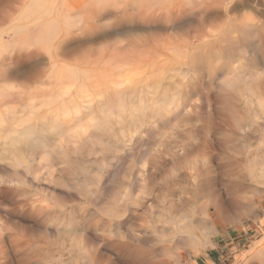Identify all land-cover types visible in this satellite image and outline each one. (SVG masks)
Segmentation results:
<instances>
[{
  "label": "bare ground",
  "instance_id": "bare-ground-1",
  "mask_svg": "<svg viewBox=\"0 0 264 264\" xmlns=\"http://www.w3.org/2000/svg\"><path fill=\"white\" fill-rule=\"evenodd\" d=\"M10 102L25 109L29 104L35 117L28 111V123H21L20 117V126L16 122L18 128L8 133L4 113L0 114V163L9 169L24 165L26 171L30 161L45 155L46 163L40 157V163L34 162H49L53 171L43 164V176L55 175L61 183L68 178L65 170L74 174L91 157L101 162L143 149L144 140L159 141L148 145L153 154L141 166L147 184L138 185L137 173L133 180L142 188H137L138 196H127L131 222L117 220L112 210L114 219L69 217L64 223L62 217L63 225L58 220L52 231L39 233L37 227L38 233H32L26 225V233L23 216L20 232L1 224L5 231L0 232V264H183L181 237H196L195 225L211 230L215 217L209 206L224 216L230 210L245 216L249 203L241 198L245 193L239 197V190L256 191V185L264 183V0H0L1 109ZM64 161L68 166L60 173L58 166ZM97 163L90 166L94 169L96 164L99 170ZM13 168L7 169L11 175L3 169L0 185L13 191L21 187L24 208L33 207L42 218L36 208L46 203L22 186L40 181L43 172L38 176L37 171H27L24 176L20 169L13 175ZM106 188L102 186L104 193ZM11 196L10 201L17 199ZM154 203L163 214L155 211L152 217H158L148 223L144 217L154 211ZM77 210L82 213V208ZM262 212L255 209L254 217ZM8 222L13 221L3 223ZM106 225L109 232L94 231ZM129 225L131 234H122L120 229ZM260 227L261 238L233 264H264V219Z\"/></svg>",
  "mask_w": 264,
  "mask_h": 264
},
{
  "label": "rangeland",
  "instance_id": "rangeland-1",
  "mask_svg": "<svg viewBox=\"0 0 264 264\" xmlns=\"http://www.w3.org/2000/svg\"><path fill=\"white\" fill-rule=\"evenodd\" d=\"M15 103V104H14ZM13 104L10 102L9 103V106H6L7 108H5L4 106V109L6 110H4V109H1L2 107H0V109L1 110H4V111H0V114H2V113H4V115L2 114V116L4 117L3 118V121L5 122V124L6 125H9V126H7L6 128H9V129H6L5 127V129L7 130V132L8 131H10V130H12V129H14V128H12V127H15L16 125H13V124H16V122H17V126H20V125H18V124H20V120H21V118L20 117H22L23 119L21 120V123H23L24 122V124H26V123H28V121H27V118H26V121H25V117H28L29 115H31V114H29V112L28 111H30L31 113H32V109H30L29 107H30V105L28 104V105H26L25 107H26V109L23 107L24 105H22V104H19L18 102H14ZM17 103V104H16ZM13 106H12V105ZM6 105H8V104H6ZM10 105L13 107H11V108H9L10 107ZM17 105H19V107L17 106ZM20 105H22V107L25 109V110H23V111H21V109H22V107L20 106ZM15 106H17V108L15 107ZM21 107V108H20ZM16 110H15V109ZM8 109V110H7ZM11 111V112H10ZM21 114H20V113ZM24 112V113H23ZM8 115H7V114ZM11 115H10V114ZM13 113V114H12ZM5 114L8 116V118H6L7 116H5ZM18 114H20V115H22V116H18ZM24 114V115H23ZM26 114H27V116H26ZM29 114V115H28ZM33 114V113H32ZM10 115V116H9ZM13 115H15V116H13ZM33 116L35 117V115L33 114ZM31 117V118H34V117ZM16 118H18V119H16ZM30 118V119H31ZM29 119V118H28ZM17 120V121H16ZM9 121H11V122H9ZM12 121L14 122L15 121V123H12ZM32 121H33V119H32ZM3 122V123H4ZM29 122H30V120H29ZM12 123V124H11ZM5 124H4V126H5ZM15 127V128H18V127ZM5 130V131H6ZM9 133V132H8ZM12 133V132H11ZM154 137H157V136H154ZM148 140H150V139H148ZM153 140V141H152ZM156 140V141H155ZM155 141V142H154ZM157 141H159V139H157V138H155V139H151V141L150 142H146V140H144V141H142L144 144H142V147H143V149L145 150L146 149V151L144 152V153H146V155H144L143 154V149L142 148H137V149H135V151H134V149H133V151L132 150H129L127 153H125L124 154V152L123 153H120V154H116V155H114V158L112 157L111 158V156L110 157H108V158H102V160L105 162H103V167L105 168V170H103L104 168L102 167V160H101V162H100V158H97L96 159V157H94L95 159L93 160V159H91V162H90V159H89V164H86V163H83L81 166H80V169L79 170H81V171H79L78 169V171H76V172H78L77 173V176H76V172L74 173V174H69L66 170H65V172L66 173H68L69 175H74L73 177L71 176V178L69 179V175L68 174H66L65 172H63V176H67L68 178H66V177H63L61 180H63V182L65 181L66 183H61V181L60 182H58V178H57V176L55 177V175H52V176H54V179H51V178H53V177H44L45 175L44 174H46L47 173V171H44V170H46V169H43V173L41 172V169L40 168H43L46 164V159H47V157L45 156V155H43V157H41V156H38V160L40 159V158H42V160H45V163H43V162H41L42 164L40 165V167H38L39 169H37V170H35V168H37L35 165H37L35 162H39L40 163V161H38L37 160V155L35 156V162L33 161V162H29V165H30V163H31V166H30V168L29 167H27V169H26V171H25V168H26V166H24V165H18L17 166V168L18 169H16V167L15 168H13V167H11L10 169H9V167L10 166H6V163H4V164H2V163H0V164H2L1 166L3 167V168H1L0 167V176H2V175H4V171H3V169L6 171L5 172V175H6V173H8L7 175H9L11 172H9L10 170L12 171V168H13V172H12V174L15 172V171H19L20 169V172H18V173H20V175H22V174H24V173H27V171L28 172H32V173H34L35 171H37V173H35L36 175L39 173L40 174V172L42 173V174H40L41 176H39V174H38V178H39V180L40 181H42V183L40 182V181H38V179H37V181L35 180L34 182H32L31 180L28 182V184L27 183H25L23 186H22V188L28 193L29 192V190L31 189V191L29 192L30 193V195L32 196H37V195H39V197H38V199H40L41 201H42V199L44 200V201H42L41 203L43 204L44 202L46 203V205L44 204V206L43 207H41V208H36V210H37V212H41V217L42 218H40V215H38L37 216V214L38 213H36V212H34L35 211V209L33 208V207H28L27 208V206H26V208H24L25 206L22 204V202L20 201V200H22L21 199V196H22V192H20L21 191V187H19V189L17 188H14L15 190V192H16V194L14 193V191L13 190H9V187L8 186H4V185H2L3 183H1V185H0V190L1 191H4L5 189H3V187L4 188H7L8 190L7 191H4V193L3 192H1L0 191V196L1 197H3L4 195L7 197H3V198H1L0 197V205H1V210H0V228H1V224H2V227H4L3 225H5V226H7L6 227V229L8 230V231H15V232H20V231H22V230H18L20 227H21V224L20 223H18V222H21L22 223V220H23V224L25 225H23L22 227H24V228H26V225H27V227H29L30 229H31V231H30V229H28V228H26V229H24V228H20V229H24L23 230V232H26L27 233V231H30V232H32V231H34L35 233H38L39 231V233H43L44 232V230H42V229H45V232L46 231H48L47 229H49V231H50V229H51V231L53 230L52 228L54 227L53 225H56V223L58 222V220L60 221V222H58V224H61L62 223V225H63V222L64 221H62V219L64 218V220H65V222L64 223H66V222H69L70 221V219H67V218H72L73 219V217L74 218H76L77 217V219H81L80 217H85V218H91V219H89L90 221L91 220H93V222H94V220H108V219H114V217H113V215H111V213H113L112 212V210H115V212L117 213V214H115V216L117 215V220L119 219V220H121V221H125V220H127V219H129L128 221H130L131 222V202H130V199H131V195L132 194H137V196H138V193H136V192H139V188H140V190H141V188L142 187H136V185L140 182V183H142V185L145 183V184H147L146 183V181L144 182V178L142 177V175H143V173L142 172H144V168H142L143 166H145V164H146V162L149 160V157H150V154L153 152H151L150 151V146H148V145H150V143H152L151 145H152V147L154 146V145H157ZM156 143V144H154V143ZM140 144V145H141ZM154 144V145H153ZM150 148V149H149ZM141 149V150H140ZM147 149H149V150H147ZM136 150H137V152H136ZM142 151V152H138V151ZM147 152L149 153V154H147ZM137 153V154H136ZM144 156V158L143 159H146V160H143L141 157H139L141 154ZM123 154V155H122ZM132 154V155H131ZM153 154V153H152ZM39 155V154H38ZM41 155V154H40ZM122 155V156H121ZM139 155V156H138ZM148 155V156H147ZM40 157V158H39ZM139 158V160H138V158ZM146 157V158H145ZM29 157H27V159H28ZM43 158H46V159H43ZM72 158H74V157H72ZM141 158V159H140ZM34 159V158H33ZM32 158L30 159V160H33ZM76 158H74V160H75ZM106 159V160H105ZM37 160V161H36ZM141 160H143V161H141ZM63 161V160H62ZM92 161H99L98 163L97 162H92ZM146 161V162H145ZM143 164H142V163ZM32 163H35V165L33 164L32 165ZM94 163H97V165L99 166L100 164V166L98 167L99 168V170H100V168H101V171H99L96 167H95V165H94V169L92 168V166H93V164ZM43 164H45V165H43ZM47 164H48V168H51V166H50V164H49V162H47ZM107 164V165H106ZM39 165H37V166H39ZM42 165H43V167H42ZM61 165H63V166H61ZM83 165H85L86 166V168H81V167H85V166H83ZM90 165H92V166H90ZM4 166H6V167H8V168H6V167H4ZM21 166V167H20ZM22 166H24V168H22ZM66 166H68L67 165V163H65V161L63 162V164H60V167L58 166V171L61 173V171L63 170V168L64 167H66ZM74 166V165H73ZM76 166V165H75ZM142 166V167H141ZM35 167V168H34ZM63 167V168H62ZM77 167V166H76ZM6 168V169H5ZM33 168H34V171H31V170H33ZM68 168V167H67ZM67 168H65V169H67ZM96 168V169H95ZM103 168V169H102ZM142 168V169H141ZM9 171H8V170ZM24 169V170H23ZM59 169H61V170H59ZM87 169V170H86ZM89 169H91V171H89ZM107 169V170H106ZM22 170H23V173H21L22 172ZM38 170H40L39 172H38ZM50 170H52V168L51 169H49L48 170V172L49 173H52V171L50 172ZM97 172H96V171ZM140 170H142V172L140 171ZM8 171V172H7ZM86 171V172H85ZM87 171H88V173H87ZM94 171V172H93ZM99 171V172H98ZM104 171H106V172H104ZM46 172V173H45ZM48 173V174H49ZM60 173H58V172H56V174L58 175V174H60ZM65 173V174H64ZM85 173H87V174H85ZM93 173V174H92ZM94 173H96V174H98V175H94ZM102 174L103 173V175H104V177L102 176V175H100V174ZM136 173V174H135ZM139 174V179H138V174ZM28 174V173H27ZM34 174V175H35ZM55 174V173H54ZM80 174H81V176H80ZM88 174H90V177H89V175ZM108 174V175H107ZM136 175V176H134V175ZM140 174H142V175H140ZM4 175V176H5ZM11 175V174H10ZM14 175V174H13ZM44 175V176H43ZM86 175H88V177L86 176ZM24 176H27L26 174H24ZM29 176H31V175H29ZM85 176V178H83V177ZM92 176H93V178H92ZM106 176V177H105ZM110 176H111V178H110ZM133 176V177H132ZM42 177V178H41ZM43 177H44V179L46 180V181H44V179H43ZM102 177V178H101ZM134 177H135V180H136V178L138 179V183L137 184H135V182L137 181H135L134 182ZM140 177H142V178H140ZM29 177H24V179H27V181L30 179H28ZM47 178H49V179H47ZM74 178V179H73ZM80 178H82L84 181L85 180H87V181H83V180H81ZM87 178H89L91 181H89ZM100 178H101V180H100ZM105 178V179H104ZM132 178V179H131ZM43 179V180H42ZM57 179V180H56ZM68 180V181H66V180ZM73 179V180H72ZM92 179L94 180V181H92ZM142 179H143V181H142ZM48 180H49V183H48ZM50 180H56L57 181V183H59L61 186H64L65 184H66V186H64V188L63 187H61L60 185H55L56 183H55V181L53 182V181H50ZM72 180V182H75V183H77V184H75V183H70V181ZM82 182V183H85L86 185L87 184H89V185H82V184H80L79 182ZM102 181V182H104L103 184H102V182H100V181ZM44 181V182H43ZM88 181L90 182V183H92V184H90V183H88ZM106 181V182H105ZM132 181H133V183L135 184L134 186H133V188H132V185L133 184H131L132 183ZM51 182V183H50ZM98 182H99V187H98ZM121 182V183H120ZM33 183V184H32ZM35 183H37L36 185H35ZM44 183V184H43ZM45 183H46V185H45ZM97 183V184H96ZM100 183H101V185H100ZM140 183L138 184V185H140ZM40 184V185H39ZM42 184V185H41ZM69 184H72V185H69ZM109 184V185H108ZM256 184V183H255ZM32 185V187H33V185H34V187H36V186H38V189H37V187H36V189H34V187L32 188V187H30ZM75 185H81V186H79L80 188L82 187V186H85L84 188H89L90 187V190L88 189V191L87 190H84L83 189V187L80 189H78V187L77 186H75ZM28 186V188L29 189H27L26 187ZM56 186H59V187H56ZM68 186V187H67ZM69 186H70V188H69ZM74 186V187H73ZM97 186V187H96ZM102 186L104 187H107L108 186V189L106 188V190H107V192H105L104 193V191L102 190ZM68 188L69 190L70 189H72L73 188V190H67L66 188ZM123 187V188H122ZM256 191H253V190H255V189H253V190H251V191H248L249 189H242V190H239L240 191V193L238 192V195H239V197H241L242 195H243V193H245L244 195H246V197L247 198H245V197H241L245 202H246V204H248L249 203V211H248V214H246V215H248V216H241V217H239L236 213H234V211L233 210H230V212H228V216L226 215V216H224L223 214H221L219 211H217L216 209H215V206H213V205H210L209 206V210L214 214V220H215V222H214V224L212 225V228H211V230H209V232L206 230V231H204V228H202V226H197V225H195V236L196 237H194V238H191L190 237V235L187 233V235H185V234H183V237H181V238H184L185 240H184V243H183V245H182V247L180 246L179 248H180V250H182V253L184 254L183 255V264H233L234 262H235V259H236V257L238 256V255H240V254H246V252L251 248V243H254V242H257L260 238H261V235H262V232H261V227H260V224H261V221H262V219H264V183L262 182V183H259V184H257L256 185ZM75 188V189H74ZM77 188V189H76ZM86 188V189H87ZM100 188V189H99ZM121 188V189H120ZM136 188V190H135V192H134V190L133 189H135ZM138 188V189H137ZM3 189V190H2ZM33 189L34 190H37V192L35 191H33ZM61 189H63V190H61ZM20 190V191H19ZM28 190V191H27ZM65 190H67V191H65ZM75 190V191H74ZM83 192H81V191ZM105 190V191H106ZM127 192H126V191ZM129 190H130V192H129ZM51 191V192H50ZM73 191V192H72ZM84 191L86 192L85 194H84ZM244 191V192H243ZM9 192V193H8ZM34 192V193H33ZM64 192V194H62ZM68 192H69V194H68ZM76 192H77V194L79 195V196H84V197H82V199H80L81 197H78L77 196V194H76ZM79 192H81L80 194H79ZM102 192V193H101ZM248 192V193H247ZM4 195H3V194ZM15 194V195H12V194ZM17 193H20V194H17ZM32 193V194H31ZM36 193H38V194H36ZM50 193V194H49ZM71 193H72V195H71ZM75 193V194H74ZM90 193V194H89ZM130 193V194H129ZM132 193V194H131ZM256 193H258V194H256ZM2 194V195H1ZM10 194V195H9ZM65 194H67L66 196H68V197H66V198H68V199H66V198H64V195ZM74 194V195H73ZM82 194V195H81ZM89 194V195H88ZM109 194V195H108ZM139 194H141V193H139ZM242 194V195H241ZM12 195V196H11ZM63 195V197H62V199H61V196ZM75 195L77 196V198H75ZM115 195V196H114ZM119 195H124V196H119ZM129 195V198L127 197ZM135 195H133L132 197H137V196H135ZM241 195V196H240ZM9 196H11L12 198H14V199H16V197H17V199L16 200H14L13 201V199H11L12 201H10V199H8L9 198ZM15 196V197H14ZM20 196V198H18ZM10 197V198H11ZM23 197V196H22ZM55 197V198H54ZM72 197V199H71V201H70V198ZM89 197V198H88ZM95 197V198H94ZM97 197H98V200H97ZM116 197V198H115ZM117 197H118V199H117ZM45 198V199H44ZM65 199V201H64V199ZM73 198H74V202L75 201H77V202H75L76 203V205H75V203L73 202ZM115 198V199H114ZM128 198V199H127ZM6 199H8L10 202H12L13 204H11L8 200H6ZM76 199V200H75ZM78 199H79V201H78ZM84 199V200H83ZM85 199H86V201H85ZM96 199V200H95ZM117 199V200H116ZM47 200V201H46ZM60 200V201H59ZM64 201V203H67V204H64L63 203V201ZM81 200V201H80ZM120 200V201H119ZM123 200V201H122ZM8 201V202H7ZM18 201H19V203H18ZM62 202V204L61 203H57V202ZM67 201V202H66ZM70 201V202H69ZM89 201V202H88ZM118 201V202H117ZM16 202H17V204H16ZM20 202H21V204H20ZM49 202V203H48ZM73 202V203H72ZM82 202V203H81ZM94 202V203H93ZM81 203V204H80ZM93 203V204H92ZM157 203V202H156ZM161 202H159V203H157V204H160ZM251 203V204H250ZM258 203V204H257ZM48 204L50 205V207L48 206ZM60 206H58V205ZM100 204V205H99ZM116 204H117V206H121L120 208L119 207H117L116 206ZM119 204V205H118ZM128 206H127V205ZM17 205V206H16ZM68 206V207H65V206ZM78 205V206H77ZM81 205V206H80ZM160 205H163L162 203L160 204ZM15 206V207H14ZM105 206V207H104ZM129 207V210H127L128 208L127 207ZM156 204L154 203V207H153V212H150L149 214H146V215H150L149 216V218L145 215V217H144V219L148 222V223H152V221L153 220H155V218H157L158 217V215L161 213V211L159 210V208H160V206H156ZM20 207H22V208H20ZM49 208V210H48V208ZM61 207H63V209L61 208ZM75 207V208H74ZM79 208V211H80V209L82 208V211H80V212H82L81 214H82V216H81V214L78 212L77 213V208ZM81 207V208H80ZM104 207V208H103ZM125 207V208H124ZM19 208V209H18ZM32 208V210H33V212L30 210ZM54 208V209H53ZM59 208H61V209H59ZM68 208V209H67ZM103 208V209H102ZM115 208V209H114ZM123 208H124V210L125 211H123ZM127 208V209H126ZM157 209V210H155V209ZM5 209V210H4ZM39 209V210H38ZM47 209V210H46ZM50 209H52V211L50 212ZM117 209H121L123 212H125V214L123 213V215H126V218H125V216L123 217V215L121 214L120 215V212H121V210H118V211H120L119 212V214H118V211H116ZM160 209H162V207L160 208ZM255 209H257V210H259L260 209V211L262 212V210H263V212H262V214H261V216L259 215V217L258 216H256V217H254V211H255ZM7 210V213H5V211ZM15 210V211H14ZM26 210V211H25ZM44 210H46V211H44ZM61 210V211H60ZM69 210V211H68ZM70 210H71V213H70ZM72 210H74V211H72ZM102 210H104V212L102 211ZM2 211H4V212H2ZM8 211H9V214H8ZM12 211V212H11ZM27 211H29L28 213H26ZM30 211H31V214H29L30 213ZM49 211V214H47L46 215V212H48ZM59 211V212H58ZM63 211V212H62ZM65 211V212H64ZM107 211H109V212H107ZM128 211V212H127ZM152 211V210H151ZM155 211H159L157 214V217L155 216L154 217V215H153V217H152V213L154 214L155 213ZM253 211V213H251ZM45 213V215L43 214V213ZM62 212V213H61ZM67 212V213H66ZM91 212V213H90ZM105 212H107V213H109V214H105ZM114 212V213H115ZM14 213L16 214V215H14ZM24 213V214H23ZM34 215H33V214ZM51 213V214H50ZM69 213H70V215H69ZM77 213V214H76ZM86 213V215H84ZM105 215H104V214ZM4 214H5V216H4ZM7 214H8V216H7ZM26 214V215H25ZM40 214V213H39ZM72 214V215H71ZM73 214H76V216L74 215L73 216ZM78 214H80V215H78ZM163 213H161L160 215H162ZM219 214H220V216H219ZM253 214V215H252ZM10 215H12L11 217H10ZM33 217H32V216ZM46 216L45 218H44V216ZM78 215V216H77ZM88 215V216H87ZM107 215V216H106ZM119 215V216H118ZM155 215H156V213H155ZM4 216V217H3ZM17 216V217H16ZM23 216H24V218H23ZM58 216H59V218L60 219H55V218H58ZM72 216V217H71ZM87 216V217H86ZM110 216L111 217H113V218H110ZM120 216H122L123 217V219H121L122 217H120ZM3 217V218H2ZM6 217H8V218H6ZM13 217V218H12ZM25 217H27V219L25 218ZM28 217H30V218H28ZM32 217V218H31ZM49 217V218H48ZM63 217V218H62ZM150 217H152V218H150ZM6 218V219H5ZM12 218V219H11ZM20 218H21V220H20ZM23 218V219H22ZM40 220H39V219ZM52 220L53 222H55V220H56V222H55V224H53V222L51 223V224H49L48 222H50L49 220ZM96 218V219H95ZM116 218V217H115ZM148 218V219H147ZM217 218V219H216ZM6 220V221H13V222H8V223H6V224H4L6 221H4V220ZM9 219V220H8ZM31 219V220H30ZM36 221H35V220ZM42 219H45V220H48V222H45V220H42ZM150 219L152 220L151 222H150ZM234 219V220H233ZM261 219V220H260ZM16 220V221H15ZM37 220H39L42 224H43V227L41 226L42 224L40 223H38L39 221H37ZM66 220H68V221H66ZM144 220V221H145ZM198 220H200V217H198ZM228 220V221H227ZM233 220V221H232ZM14 221L16 222V223H14ZM36 222V226H35V222ZM43 221L45 222V223H43ZM62 221V222H61ZM260 221V222H259ZM4 222V223H3ZM34 222V223H33ZM92 222V221H91ZM18 223V224H17ZM27 223V224H26ZM33 223V224H32ZM142 223V222H141ZM8 224V225H7ZM11 224H12V226H11ZM14 224V225H13ZM30 224V226H28ZM45 224V225H44ZM39 225L41 226V228L39 227ZM47 225V226H46ZM50 225V226H49ZM18 228H17V227ZM20 226V227H19ZM31 226L33 227V228H31ZM46 226V227H45ZM50 228H49V227ZM108 225H106V227H104V229L102 230V227H100V228H98V227H95V229L94 228H92V230L94 229V231H96V233H100V232H102V233H107V232H109L111 229H110V227L108 226ZM130 226L131 225H129V226H125V227H123L122 229H120L121 231L120 232H122V234H126L127 232L128 233H130L131 234V229H130ZM9 227V228H8ZM12 227H13V229H15V230H13L12 229ZM38 227V228H37ZM48 227V228H47ZM127 227H129V229L127 228ZM215 227V228H214ZM34 228H37V231L38 232H36L35 231V229ZM55 228V227H54ZM96 228H98V229H96ZM106 228V229H105ZM4 229H5V227H4ZM11 229V230H10ZM16 229H17V231H16ZM33 229V230H32ZM6 230V231H7ZM26 230V231H25ZM104 230H106L105 232H103ZM129 230V231H128ZM1 231H5V230H3V228H1V230H0V232ZM217 231V232H216ZM30 232H28V233H30ZM34 232H32V233H34ZM208 232V233H207ZM180 235L182 236V233L181 234H178L177 236H179L180 237ZM178 237V238H179ZM208 241V242H207ZM205 242V243H204ZM207 243V244H206ZM184 250V251H183Z\"/></svg>",
  "mask_w": 264,
  "mask_h": 264
}]
</instances>
